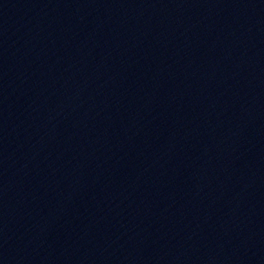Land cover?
<instances>
[{"label": "water", "instance_id": "95a60500", "mask_svg": "<svg viewBox=\"0 0 264 264\" xmlns=\"http://www.w3.org/2000/svg\"><path fill=\"white\" fill-rule=\"evenodd\" d=\"M0 264H264V0H0Z\"/></svg>", "mask_w": 264, "mask_h": 264}]
</instances>
